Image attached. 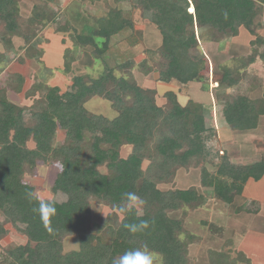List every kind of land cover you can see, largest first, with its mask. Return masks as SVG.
Instances as JSON below:
<instances>
[{"label": "trees", "instance_id": "trees-1", "mask_svg": "<svg viewBox=\"0 0 264 264\" xmlns=\"http://www.w3.org/2000/svg\"><path fill=\"white\" fill-rule=\"evenodd\" d=\"M39 1L43 6L35 5L31 19L45 24L44 6L55 0ZM136 1L151 14L152 23L162 35L160 52L165 62L159 71V82L178 81L185 85L205 83L202 73L207 59L191 53L200 45L196 28L210 30V40L215 42L238 36L242 27L256 35L255 19L264 10V0ZM192 7L194 12H189ZM19 19L17 0H0V22L10 37L20 35ZM51 21L56 23L57 17L52 16ZM132 28L133 21L121 10L112 9L97 19L96 27L88 34H78L76 42L93 47L94 54L103 58L112 38ZM255 44L264 46V37L258 36L252 43ZM2 61L0 52V65ZM249 61L254 63L255 59ZM130 66L106 68L97 79L76 76L67 91L48 87L41 108L31 113L32 125L27 123L25 108L9 101L4 89H0V212L5 222L28 238L26 245L8 250L15 263L150 264L141 259L146 250L160 254L163 264H186L188 251L180 238L183 226L169 213L200 206L205 197L196 189L164 192L158 185L171 180L179 168L194 161H208L211 153L207 142L215 129L208 127L202 104L190 101L182 106L174 92H167L169 104L159 106L155 90L142 88L131 76L116 75V70ZM236 84L233 72L225 69L219 86ZM22 88L21 84L16 91ZM93 97L109 101L118 116L109 119L90 113L85 104ZM261 116L264 100L258 103L247 96L230 97L223 106L224 120L235 131L257 129ZM59 129L65 131V143L55 147L53 139ZM88 133L92 142L90 155L85 157ZM31 141L34 149L28 147ZM153 141L155 157L149 151ZM125 145L134 148L127 158H122ZM51 158H58L61 165L52 192L65 195L63 202L41 199L35 187L24 181L27 168L34 170ZM147 159L152 163L144 171ZM101 167L109 173H102ZM202 173V185L231 205L250 180L263 179L264 161L236 165L222 157L214 174L206 169ZM136 199L143 205L142 213L133 205L128 207ZM94 200L124 215L103 235L90 230ZM7 234L5 223L0 222V241ZM72 235L79 236L80 248L64 253L63 242Z\"/></svg>", "mask_w": 264, "mask_h": 264}, {"label": "rangeland", "instance_id": "rangeland-1", "mask_svg": "<svg viewBox=\"0 0 264 264\" xmlns=\"http://www.w3.org/2000/svg\"><path fill=\"white\" fill-rule=\"evenodd\" d=\"M17 2L20 7V35L13 39L5 32V24L0 22V52L3 55L0 89H4L9 101L25 108L28 125L34 123L31 113L41 108L48 87L57 86L67 91L76 76L97 79L106 68L115 69L126 64L131 65L130 68L116 70V75L131 76L142 88L155 90L159 106L169 104L164 94L167 92L182 95L184 100L190 98L201 102L208 127L215 129V135L207 142L210 158L179 168L171 180L158 185L164 192L196 189L205 197L204 204L200 206L169 213L182 223L180 238L188 251L186 264H253L252 260L257 261L256 264H264V195L260 197L257 194H264V190L255 188L264 184V178L260 182L249 183L247 194L231 205L217 199L213 189L204 187L201 182L202 170L214 174L222 157L236 165L264 161V116L259 118L257 129L250 132L233 130L223 117L224 103L230 97L247 96L258 103L264 100V46L252 45L258 36L264 37V15L254 25L256 35L243 28L238 36L223 38L221 42L211 41L210 30L196 28L197 37L202 40L191 53L207 59L202 73L205 83L196 81L185 85L178 81L159 82V71L165 62L160 52L162 35L152 23L151 14L136 0H58L44 6L45 24L31 19L34 5L43 6L39 0ZM112 9L121 10L126 18L133 21L134 28L114 36L109 51L100 58L94 54L93 47L79 45L76 37L88 34L97 19ZM189 12H194V8ZM52 16L57 17L56 23L51 21ZM251 58L255 59L254 63H250ZM225 69L233 72V78L237 80L234 87L219 86ZM21 84L23 88L17 92ZM204 84L207 89H204ZM85 107L90 113L109 119L118 116L112 104L101 97H93ZM65 138V131L59 129L53 145H64ZM91 142L92 136L88 133L84 144L85 157L90 155ZM154 143L149 150L153 157L156 156ZM28 147L35 148L33 141L28 143ZM132 149L133 146L125 145L121 156L127 157ZM151 163L150 159L144 161V171ZM60 169L59 159L51 158L46 163H39L34 170L27 168L24 181L35 187V193L41 199L63 202L66 201L65 195L52 192ZM100 170L109 173L106 167ZM132 205L142 213L143 205L138 199L128 207ZM123 217L115 207L99 200L91 201V232L103 235L109 225L120 223ZM5 221L0 212V222L5 223L8 230L7 236L0 241V264H18L9 256L8 250L26 245L28 238ZM79 247L78 235L68 236L63 242L64 253ZM141 259L150 264H163L160 254L146 250L142 251Z\"/></svg>", "mask_w": 264, "mask_h": 264}, {"label": "crops", "instance_id": "crops-1", "mask_svg": "<svg viewBox=\"0 0 264 264\" xmlns=\"http://www.w3.org/2000/svg\"><path fill=\"white\" fill-rule=\"evenodd\" d=\"M55 1H58V0H55ZM54 1V2H55ZM53 3V2H52ZM35 5H38V3H36ZM35 5H34V7H35ZM20 8V7H19ZM263 15H264V10L262 11V12H260L258 15H257V17H256V19H255V24H256V21L258 20V18H262L263 17ZM95 27H96V25H94ZM89 27H91V26H88L87 28H89ZM95 27H93V28H95ZM244 27H242V28H240V30L241 29H243ZM14 38L13 39H15L17 36H13ZM207 45V44H206ZM175 93V92H174ZM165 94V93H164ZM176 94V93H175ZM177 99H178V102L182 105V106H185V105H187L190 101H194V102H196V103H200V104H202L201 102H197V101H195L194 99H186V100H184V96H177ZM203 105V104H202ZM204 106V105H203ZM205 108V107H204ZM251 131H254V130H251ZM248 132H250V131H248ZM124 147V146H123ZM123 147H122V149H123ZM134 148V147H133ZM122 149H121V151H122ZM133 152V149H132V151L129 153V154H131ZM129 156V155H128ZM127 156V157H128ZM122 157V156H121ZM127 157H125V158H127ZM123 158V157H122ZM264 178V177H263ZM256 182V181H254V180H250L248 183H247V185H246V187H245V189H244V192H243V194L242 195H240V196H237L236 198H235V200H234V202H236V200H238V199H241V198H243L246 194H247V192H248V190H247V187L249 186V183H251V182ZM260 182V181H259ZM262 182V181H261ZM252 188H253V186H252ZM255 188H258L259 190H264V184L263 185H261V184H259V186L258 187H255ZM247 190V191H246ZM253 191V190H252ZM251 192V191H250ZM254 194H256V193H254ZM260 197H263V193L262 194H260V193H257ZM234 202L232 203V204H234ZM240 204V206H243V205H241V203H239ZM76 245V244H75ZM80 248V247H79ZM77 250H79V249H77ZM77 250H73V251H77ZM70 252H72V251H70ZM252 262H253V264H256L257 263V261H255V260H252Z\"/></svg>", "mask_w": 264, "mask_h": 264}]
</instances>
